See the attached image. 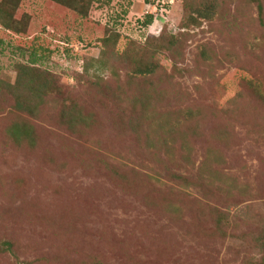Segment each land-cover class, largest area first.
I'll return each instance as SVG.
<instances>
[{"label":"rangeland","instance_id":"374dc122","mask_svg":"<svg viewBox=\"0 0 264 264\" xmlns=\"http://www.w3.org/2000/svg\"><path fill=\"white\" fill-rule=\"evenodd\" d=\"M258 1L261 18L250 0H0V264H264V102L239 77L264 86ZM145 91L158 115L198 113L193 164L136 139ZM71 111L90 118L80 133ZM210 148L233 190L174 181L199 178Z\"/></svg>","mask_w":264,"mask_h":264},{"label":"trees","instance_id":"16d2710c","mask_svg":"<svg viewBox=\"0 0 264 264\" xmlns=\"http://www.w3.org/2000/svg\"><path fill=\"white\" fill-rule=\"evenodd\" d=\"M56 4L63 7H73L75 6V0H53ZM86 1V0H84ZM95 0H87L88 7L92 6ZM254 3H258L260 18L263 14V5L258 0H250ZM47 2V1H46ZM76 11V10H75ZM90 11V10H89ZM88 13V9L84 8L79 10L78 13L81 14ZM154 18L150 17V22L147 25H151L153 23ZM19 32V31H18ZM37 40L33 41L30 44L31 52L33 55H36L40 50L39 45L36 46ZM4 45V41L0 37V49ZM42 49V47H41ZM41 53H45V50H41ZM37 59L34 58L32 62H36ZM156 71L155 65L146 64L143 61H137V65L135 67L134 74L137 76H144L152 74ZM239 77L247 82L250 88L254 91L256 96L264 102V86L259 80H256L254 76H252L248 70L242 69L240 71ZM137 79V78H135ZM152 94L149 92L139 93L137 98L134 100L133 110H131L132 114L135 115L136 120L141 123L136 125L128 120V125H130L131 131L134 133L136 139L139 143L149 152L153 153V155L158 158L160 154H163L166 160H159L162 164H167L171 166H175L179 164L180 161L185 164H193L192 161V139L194 137L198 138L200 135H196L198 133V128L193 124L197 119V112L193 109H188L186 115L183 118L178 114H173L171 112H165L159 115L157 114L154 107L151 106ZM140 107V108H139ZM72 114L68 115L66 119V123L64 124L70 131L73 133H80V127L88 126L90 124V118H83L73 111ZM130 112V111H129ZM130 112V116L132 115ZM127 120H122V127L126 128L125 122ZM13 136L16 142L21 143L23 138H26L32 141L33 130L32 127L16 125L13 128ZM218 139L226 138L220 137ZM177 155H180V159ZM158 156V157H157ZM180 160V161H179ZM179 161V163H178ZM226 157L225 155L214 148H210L207 151V159L201 168L198 171V175L196 180H189L187 177H182L178 175H174V181L180 182L181 187L186 190L193 187H203L205 185H211L214 183L213 181H219L221 184L225 185V187L229 190H233L234 186H232L235 182L230 178H227L224 174L215 170V165H225ZM176 167V166H175ZM152 205H156L155 202ZM163 209L171 214L179 211L178 205L176 203H166ZM13 246L11 243H4L3 249L9 252H13ZM96 264H99L96 263Z\"/></svg>","mask_w":264,"mask_h":264}]
</instances>
